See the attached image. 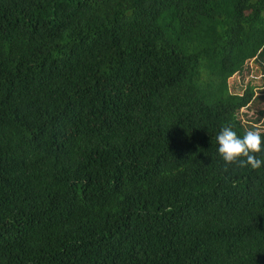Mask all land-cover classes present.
Returning <instances> with one entry per match:
<instances>
[{
    "label": "trees",
    "instance_id": "1",
    "mask_svg": "<svg viewBox=\"0 0 264 264\" xmlns=\"http://www.w3.org/2000/svg\"><path fill=\"white\" fill-rule=\"evenodd\" d=\"M251 60L264 0H0V264H264Z\"/></svg>",
    "mask_w": 264,
    "mask_h": 264
},
{
    "label": "clouds",
    "instance_id": "2",
    "mask_svg": "<svg viewBox=\"0 0 264 264\" xmlns=\"http://www.w3.org/2000/svg\"><path fill=\"white\" fill-rule=\"evenodd\" d=\"M215 139L225 171L229 166L251 170L264 168V135L258 127L247 130L241 136L231 125H225L221 127ZM235 186L233 182V187Z\"/></svg>",
    "mask_w": 264,
    "mask_h": 264
},
{
    "label": "rangeland",
    "instance_id": "3",
    "mask_svg": "<svg viewBox=\"0 0 264 264\" xmlns=\"http://www.w3.org/2000/svg\"><path fill=\"white\" fill-rule=\"evenodd\" d=\"M263 66H259L255 61H248L246 68L241 74H235L229 81V89L233 93H241L246 84L255 87L256 98L250 106L240 114V119L245 124L246 130L264 128V114L257 115L250 112L264 109V76L262 73ZM250 113V114H249Z\"/></svg>",
    "mask_w": 264,
    "mask_h": 264
}]
</instances>
